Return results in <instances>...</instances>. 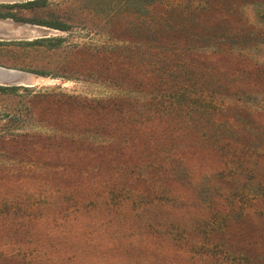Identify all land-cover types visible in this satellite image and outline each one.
I'll list each match as a JSON object with an SVG mask.
<instances>
[{"label":"rangeland","instance_id":"1","mask_svg":"<svg viewBox=\"0 0 264 264\" xmlns=\"http://www.w3.org/2000/svg\"><path fill=\"white\" fill-rule=\"evenodd\" d=\"M27 1L0 0V264H264V0H181L209 11L177 56L129 3Z\"/></svg>","mask_w":264,"mask_h":264},{"label":"trees","instance_id":"2","mask_svg":"<svg viewBox=\"0 0 264 264\" xmlns=\"http://www.w3.org/2000/svg\"><path fill=\"white\" fill-rule=\"evenodd\" d=\"M45 1L30 0L23 4L24 6H33L37 3H44ZM119 2H121V7H126L127 3L130 4L132 8L131 13L135 15L136 20L135 22L133 21L134 38L138 40L142 36L146 37V42L148 48L151 50L152 56L156 52L177 56L181 51H193L199 47L200 44L198 43L200 40L196 31L198 27L196 18L200 13H208L209 7L206 2L199 6V8L198 6L185 7L181 0H120ZM121 7H119V12ZM118 15L120 14L118 13ZM142 16L146 17L145 22H140ZM41 23L62 31H68L70 29V26L63 22L45 21ZM137 40L135 41L138 46L139 42ZM63 41V37H48L36 40L34 44H41L53 48L60 46ZM203 43L205 44H202V47L209 46L207 41ZM17 87L19 86L0 85V91L10 92L16 90ZM196 111H200V108H197ZM212 137L215 146H218L223 141H229L230 138L235 143L252 147V142L250 141L253 138L252 134H248L243 139L235 138L234 135L226 136L220 133H215Z\"/></svg>","mask_w":264,"mask_h":264},{"label":"bare ground","instance_id":"3","mask_svg":"<svg viewBox=\"0 0 264 264\" xmlns=\"http://www.w3.org/2000/svg\"><path fill=\"white\" fill-rule=\"evenodd\" d=\"M1 69V68H0ZM5 72V71H4ZM3 72V73H4ZM0 73H2V72H0ZM8 74V73H7ZM8 76V75H7ZM12 76V75H11ZM19 76H17V78H18ZM5 78V77H4ZM4 78H3V80H4ZM1 79V78H0ZM10 80V79H9ZM15 80V79H14ZM0 81H2V80H0ZM5 81V80H4Z\"/></svg>","mask_w":264,"mask_h":264}]
</instances>
